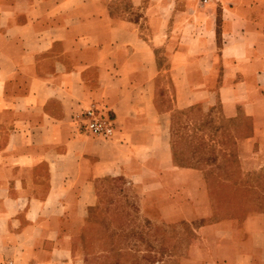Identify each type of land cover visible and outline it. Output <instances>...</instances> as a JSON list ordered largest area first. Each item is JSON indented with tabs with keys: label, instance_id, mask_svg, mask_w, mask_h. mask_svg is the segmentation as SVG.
<instances>
[{
	"label": "crops",
	"instance_id": "0c3cea01",
	"mask_svg": "<svg viewBox=\"0 0 264 264\" xmlns=\"http://www.w3.org/2000/svg\"><path fill=\"white\" fill-rule=\"evenodd\" d=\"M91 106L109 138L80 129ZM197 110L264 165V0H0V261L88 264L76 243L112 179L163 224L149 261L264 264V190L175 161L172 118Z\"/></svg>",
	"mask_w": 264,
	"mask_h": 264
},
{
	"label": "rangeland",
	"instance_id": "374dc122",
	"mask_svg": "<svg viewBox=\"0 0 264 264\" xmlns=\"http://www.w3.org/2000/svg\"><path fill=\"white\" fill-rule=\"evenodd\" d=\"M197 111L198 116L192 117L189 111H186L178 112L172 118L175 161L180 164L197 163L210 169V173H213L215 168L229 169L226 177L238 183V189L235 190H241L245 194L247 191V195L250 193L247 186L249 184L251 187L257 184L264 190V165L258 167L255 164L259 158L258 152L244 149L230 150L229 135L226 132L229 121L213 115L212 112L206 115L204 110ZM181 151L184 152L182 155ZM190 152L193 153L194 160L189 157ZM203 159H207L208 162L204 163ZM226 161L231 165L223 167L222 163ZM101 183L105 188L100 189L99 186L98 202L89 213L86 228L83 227L76 243L77 251L88 254L87 263L180 264L175 262V256L173 261L167 262L163 259L148 260L149 250L154 251L153 253L159 258L164 230L155 228L163 227V224L158 214H154L153 216H157L154 218L145 211L148 202L140 196L138 187L112 179ZM175 226L168 231L172 232L173 241L182 236L187 238L192 232L190 225L182 228L178 226L177 229ZM174 250L173 255L179 252L175 247Z\"/></svg>",
	"mask_w": 264,
	"mask_h": 264
},
{
	"label": "built area",
	"instance_id": "2783aa9c",
	"mask_svg": "<svg viewBox=\"0 0 264 264\" xmlns=\"http://www.w3.org/2000/svg\"><path fill=\"white\" fill-rule=\"evenodd\" d=\"M76 119L79 123L80 129L92 136L109 138L113 135L115 130L114 118L108 111L102 108L94 106L86 108L76 117ZM0 264L15 263L7 259L1 260Z\"/></svg>",
	"mask_w": 264,
	"mask_h": 264
}]
</instances>
